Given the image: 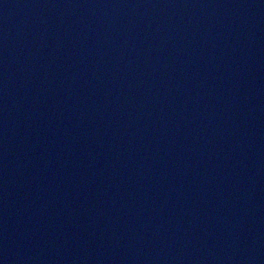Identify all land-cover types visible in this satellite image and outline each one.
<instances>
[{
    "label": "water",
    "instance_id": "water-1",
    "mask_svg": "<svg viewBox=\"0 0 264 264\" xmlns=\"http://www.w3.org/2000/svg\"><path fill=\"white\" fill-rule=\"evenodd\" d=\"M0 264H264V0H0Z\"/></svg>",
    "mask_w": 264,
    "mask_h": 264
}]
</instances>
